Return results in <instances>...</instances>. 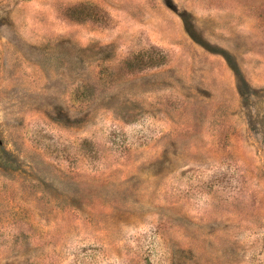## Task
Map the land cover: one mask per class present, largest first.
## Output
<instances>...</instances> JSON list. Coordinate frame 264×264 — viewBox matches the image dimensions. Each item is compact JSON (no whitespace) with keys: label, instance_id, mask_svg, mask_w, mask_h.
Instances as JSON below:
<instances>
[{"label":"rangeland","instance_id":"obj_1","mask_svg":"<svg viewBox=\"0 0 264 264\" xmlns=\"http://www.w3.org/2000/svg\"><path fill=\"white\" fill-rule=\"evenodd\" d=\"M0 264H264V0H0Z\"/></svg>","mask_w":264,"mask_h":264}]
</instances>
